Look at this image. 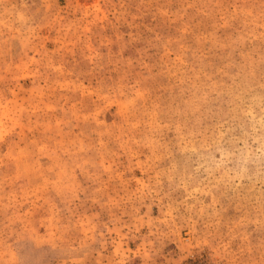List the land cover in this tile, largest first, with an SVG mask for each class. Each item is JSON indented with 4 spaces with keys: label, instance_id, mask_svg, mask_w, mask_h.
Returning <instances> with one entry per match:
<instances>
[{
    "label": "rangeland",
    "instance_id": "374dc122",
    "mask_svg": "<svg viewBox=\"0 0 264 264\" xmlns=\"http://www.w3.org/2000/svg\"><path fill=\"white\" fill-rule=\"evenodd\" d=\"M0 264H264V0H0Z\"/></svg>",
    "mask_w": 264,
    "mask_h": 264
}]
</instances>
